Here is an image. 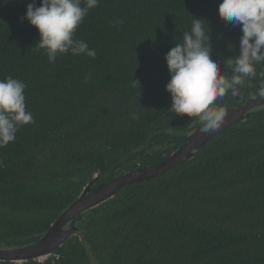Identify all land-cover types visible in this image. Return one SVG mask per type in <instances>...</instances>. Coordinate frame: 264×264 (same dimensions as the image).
I'll return each instance as SVG.
<instances>
[{
    "label": "trees",
    "instance_id": "obj_1",
    "mask_svg": "<svg viewBox=\"0 0 264 264\" xmlns=\"http://www.w3.org/2000/svg\"><path fill=\"white\" fill-rule=\"evenodd\" d=\"M32 2L0 0V80L25 82L34 119L0 146L1 249L35 243L89 185L163 163L202 126L170 113L166 91L164 57L194 17L208 23L221 60L239 54L242 35L219 18L222 0H99L75 33L96 57L49 63L34 48L37 30L21 20ZM262 79L214 103L229 113L260 97ZM66 228L76 232L52 256L0 264H264V106Z\"/></svg>",
    "mask_w": 264,
    "mask_h": 264
},
{
    "label": "clouds",
    "instance_id": "obj_2",
    "mask_svg": "<svg viewBox=\"0 0 264 264\" xmlns=\"http://www.w3.org/2000/svg\"><path fill=\"white\" fill-rule=\"evenodd\" d=\"M98 4L99 0H41L37 6L33 0L21 20L37 30L39 41L34 48L42 50L49 63L68 53L94 59L95 49L76 39L75 33L89 10ZM218 15L232 27H240L238 55L227 60L215 56L208 23L194 17L182 42L164 57L170 76L166 85L171 97L168 111L198 117L202 131L207 133L218 130L227 115V106L214 102L229 93L233 97L241 95L250 78H264V71H256V65L264 66V0H222ZM26 87L25 82L12 76L0 80V146L13 142L19 128L34 123L32 113L26 110ZM257 94L264 97V79Z\"/></svg>",
    "mask_w": 264,
    "mask_h": 264
},
{
    "label": "water",
    "instance_id": "obj_3",
    "mask_svg": "<svg viewBox=\"0 0 264 264\" xmlns=\"http://www.w3.org/2000/svg\"><path fill=\"white\" fill-rule=\"evenodd\" d=\"M260 106H264V97L255 98L227 113L225 123L214 132H204L201 126L188 137L187 142L180 149L161 164L145 170L128 172L94 190H91V185H89L81 197L61 215L50 230L38 241L21 248H0V261L22 263L30 260L41 261L52 256L57 248L61 247L76 232V228L67 229L66 227L80 214L106 202L126 185L156 178L188 161L194 156L195 151L204 147L215 136L243 120L249 112Z\"/></svg>",
    "mask_w": 264,
    "mask_h": 264
}]
</instances>
